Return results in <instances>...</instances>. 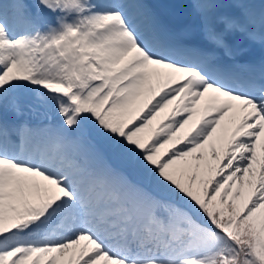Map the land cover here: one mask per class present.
<instances>
[{
	"label": "snow or ice",
	"instance_id": "snow-or-ice-1",
	"mask_svg": "<svg viewBox=\"0 0 264 264\" xmlns=\"http://www.w3.org/2000/svg\"><path fill=\"white\" fill-rule=\"evenodd\" d=\"M192 7L228 55L264 29ZM236 67L145 0H0V264H264V64Z\"/></svg>",
	"mask_w": 264,
	"mask_h": 264
},
{
	"label": "rangeland",
	"instance_id": "rangeland-1",
	"mask_svg": "<svg viewBox=\"0 0 264 264\" xmlns=\"http://www.w3.org/2000/svg\"><path fill=\"white\" fill-rule=\"evenodd\" d=\"M172 107H174V105H170L167 109H165V110H164V111H163V112L157 117L156 121H154V125H158V124H160L161 122H163V120L160 121L159 118L164 117L168 112H170L171 109H172ZM185 131H187V128L185 129ZM111 159H113V163H114L115 166H116L118 160H116L115 157H113V156H111Z\"/></svg>",
	"mask_w": 264,
	"mask_h": 264
},
{
	"label": "bare ground",
	"instance_id": "bare-ground-1",
	"mask_svg": "<svg viewBox=\"0 0 264 264\" xmlns=\"http://www.w3.org/2000/svg\"><path fill=\"white\" fill-rule=\"evenodd\" d=\"M222 51L224 52V50H222ZM169 113H170V112H168L164 117L159 118V120L161 121V120H163L164 118H166V117L168 116Z\"/></svg>",
	"mask_w": 264,
	"mask_h": 264
}]
</instances>
